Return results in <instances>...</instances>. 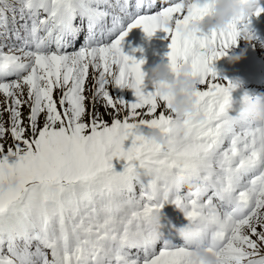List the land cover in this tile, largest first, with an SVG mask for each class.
Wrapping results in <instances>:
<instances>
[{
    "label": "snow or ice",
    "instance_id": "obj_1",
    "mask_svg": "<svg viewBox=\"0 0 264 264\" xmlns=\"http://www.w3.org/2000/svg\"><path fill=\"white\" fill-rule=\"evenodd\" d=\"M206 11L185 0H0V37L12 40L0 43L10 120L0 122V141H13L0 142V264H190L197 244L217 264H264V124L230 114L236 82L213 67L264 5L226 29L184 36L181 25ZM85 20L83 43L67 51ZM137 27L168 33L169 67L190 65L198 81L196 117L204 119L187 120L183 136L172 130V97L149 89L144 59L124 51ZM113 86L132 89L135 101ZM143 129L168 142H150ZM177 177L197 187L182 193ZM168 202L187 219L182 244L158 232Z\"/></svg>",
    "mask_w": 264,
    "mask_h": 264
},
{
    "label": "clouds",
    "instance_id": "obj_2",
    "mask_svg": "<svg viewBox=\"0 0 264 264\" xmlns=\"http://www.w3.org/2000/svg\"><path fill=\"white\" fill-rule=\"evenodd\" d=\"M193 2L202 9H206L203 17L194 16L186 24L180 27L181 33L188 37L195 33H210L213 30L220 31L236 18L247 17L254 13L258 6V0H185L186 6ZM174 26V24L172 25ZM240 38L249 42L253 39L251 30L243 32ZM244 55V50L236 52L232 47L228 50L229 62L239 61ZM146 82L155 86L164 95L172 97L171 110L173 114L172 130L175 135L183 136L186 133L185 122L192 118L204 119L203 116L196 117V97L199 84L192 75L190 65L180 63L177 71H173L168 62H158L145 71ZM240 110H242L253 122L264 124V93L243 98ZM142 134L150 141L158 145L168 142L165 133L155 129H143ZM176 184H182L186 190H192L197 185L187 178L177 177ZM8 184L4 185L7 189ZM157 221L161 220V213L157 214ZM190 264H217V257L207 246L195 245L189 255Z\"/></svg>",
    "mask_w": 264,
    "mask_h": 264
},
{
    "label": "rangeland",
    "instance_id": "obj_3",
    "mask_svg": "<svg viewBox=\"0 0 264 264\" xmlns=\"http://www.w3.org/2000/svg\"><path fill=\"white\" fill-rule=\"evenodd\" d=\"M112 1L115 2V0H112ZM84 32H86V29L81 32L82 35L78 36V38L74 41L73 45L70 46L67 49V51H69V52L75 51V50H77V48H79V46H81V44L84 41ZM143 34H144V31L141 28H139V27L134 28L128 32V35L125 37L124 43L129 44V45L130 44L135 45V43H136L138 49H140L141 51H142L141 48L145 49L142 52L140 51V53L137 56H135L137 59H141L142 57H145L146 54H148L149 56L153 55V60L155 62H157L158 61V59H157V48L159 47L161 40L159 39L157 45H154L153 39L150 38V39H148V41H146L143 38H140ZM138 38H140V41H137ZM167 38H168V35H167ZM0 43H7V44L11 45L12 40L9 39V40L5 41L3 37H0ZM252 44H254L258 50H261V51L264 50V38H262V40L254 39V40H252ZM124 47L125 46L123 45V48ZM7 50H8L7 47H5L4 51H7ZM17 54H19V53H17ZM127 54L133 55L132 53H127ZM144 61H145V63L142 65V68L144 71H147L150 67H152L151 61H147V60H144ZM166 62H168V60ZM90 72H91V70H90ZM87 85L89 88L92 85L91 75L89 76V79L87 81ZM260 86H261V88L257 89L258 94L264 93V82ZM150 87H151V85L148 84L149 89H151ZM23 91H24V95H23L22 99L27 100L28 99L27 88L25 87ZM111 92L113 95L123 97L126 101H129V102H134L136 99V97L133 94L132 89L120 88L119 86H113L111 88ZM54 95L58 99L60 92L57 90L54 92ZM86 95L91 97V92L90 91L86 92ZM243 98H242V100H243ZM7 102L8 101L6 100V98L2 94H0V122L4 123L6 128L10 127L9 113L6 111V103ZM21 111H22L23 116L25 117V123H27L26 117H27L28 112H29L28 105L27 104L22 105ZM89 111H91V107H89ZM99 111L104 113L105 109L103 107H100ZM123 114L124 113H121V115H123ZM84 119L87 120L88 117L85 116ZM105 119L108 120L109 122L111 121V117L108 116L107 114L105 115ZM40 123H41V125L43 124V116H41V118H40ZM28 135H30V133H28ZM0 142L4 143L5 147H7L8 145H11L13 143L12 137L10 136V134L6 135L5 138L3 139V141H0ZM127 143L128 142H126V144ZM120 161L121 160H118L117 158H113L114 169L116 171H120V169L123 167V163L119 164ZM184 191H186V189L181 190L182 193ZM176 210L177 209H176L175 204L171 203L170 207H167L164 205L163 208L161 209V213L164 217H171V216H174V214L176 213ZM176 240H177L178 244L183 243V239L182 238L180 239L178 237L171 239L170 241L172 243H175ZM159 246L160 245L158 243L157 248ZM261 248L264 249V245H261ZM133 252H135V251H133Z\"/></svg>",
    "mask_w": 264,
    "mask_h": 264
},
{
    "label": "bare ground",
    "instance_id": "obj_4",
    "mask_svg": "<svg viewBox=\"0 0 264 264\" xmlns=\"http://www.w3.org/2000/svg\"><path fill=\"white\" fill-rule=\"evenodd\" d=\"M78 49L79 48H77V50ZM249 55L250 54H248V56ZM176 208H177V211H178L176 217H174V218H163V219L160 220L159 226H158V232H159V229L161 227L167 226L166 230L169 229V228L173 229V233H172L173 236H180V233H176L175 230L177 228L180 229L184 224H186L187 223V219L184 216L183 211L180 208H178L177 206H176Z\"/></svg>",
    "mask_w": 264,
    "mask_h": 264
}]
</instances>
